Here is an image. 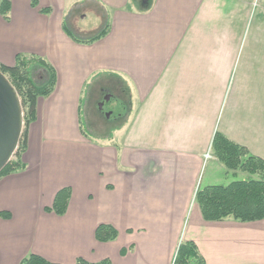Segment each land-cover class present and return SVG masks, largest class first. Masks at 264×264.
Listing matches in <instances>:
<instances>
[{
	"label": "crops",
	"instance_id": "0c3cea01",
	"mask_svg": "<svg viewBox=\"0 0 264 264\" xmlns=\"http://www.w3.org/2000/svg\"><path fill=\"white\" fill-rule=\"evenodd\" d=\"M8 1L0 64L39 57L56 83L36 101L22 169L0 178L9 215L0 217V264L30 254L51 264H173L183 242L205 264H264V219L206 222L195 203L199 189L221 185L217 176L241 174L213 157L216 134L264 161V0ZM84 3L108 27L91 43L73 40L66 22ZM111 80L130 111L106 138L90 137L82 98L95 83L111 95ZM64 188L65 214L46 212ZM100 225L117 238L96 241Z\"/></svg>",
	"mask_w": 264,
	"mask_h": 264
},
{
	"label": "trees",
	"instance_id": "16d2710c",
	"mask_svg": "<svg viewBox=\"0 0 264 264\" xmlns=\"http://www.w3.org/2000/svg\"><path fill=\"white\" fill-rule=\"evenodd\" d=\"M32 7H36L34 1ZM10 4L8 0L0 1V16L8 19ZM48 13V9L40 10ZM107 26L95 36L84 40L91 43L106 35ZM73 40L81 42L73 37ZM0 73L7 77L14 88L22 108L24 128L12 159L0 172V178L11 175L22 169L20 156L27 147L28 127L35 120L36 101L40 97H47L54 89L56 74L54 69L43 59L35 56H16L12 67L0 64ZM120 116L112 114L111 121L121 119L125 121L128 112L122 103ZM211 151L227 171L238 172L246 176L245 180L232 181L227 185L209 186L199 189L195 195L201 217L206 222H221L233 220L240 223L258 222L264 219V161L250 155L248 151L236 145L220 134H216L212 141ZM70 199L69 188L59 190L50 208L44 210L56 216H63ZM0 217L9 218L7 213H0ZM94 237L100 243L112 242L117 238V232L111 226L100 225L95 229ZM20 264H51L43 258L30 254ZM75 264H111L108 260L99 263H88L77 259ZM173 264H205L196 246L192 242L179 245Z\"/></svg>",
	"mask_w": 264,
	"mask_h": 264
},
{
	"label": "rangeland",
	"instance_id": "374dc122",
	"mask_svg": "<svg viewBox=\"0 0 264 264\" xmlns=\"http://www.w3.org/2000/svg\"><path fill=\"white\" fill-rule=\"evenodd\" d=\"M67 26L73 37L78 39L90 38L98 34L104 26H106V17L102 11L94 5L84 3L68 13ZM7 78V77H6ZM99 83L93 84L87 90L80 104V125L90 137L106 138L112 130L121 126L124 122L121 119L119 122L111 121L109 111L112 104L115 102L122 103L125 111H130L131 99L127 92L123 91L121 84L116 80H111L110 88L111 103H103L104 95L99 92ZM24 128V120H23ZM212 168L208 167L206 172ZM215 184L226 185L232 181L245 180L246 176L238 174L237 176L221 175L217 176Z\"/></svg>",
	"mask_w": 264,
	"mask_h": 264
},
{
	"label": "water",
	"instance_id": "95a60500",
	"mask_svg": "<svg viewBox=\"0 0 264 264\" xmlns=\"http://www.w3.org/2000/svg\"><path fill=\"white\" fill-rule=\"evenodd\" d=\"M112 100L106 95L103 103ZM23 130L20 100L14 88L0 73V172L12 159Z\"/></svg>",
	"mask_w": 264,
	"mask_h": 264
},
{
	"label": "flooded vegetation",
	"instance_id": "af4514ba",
	"mask_svg": "<svg viewBox=\"0 0 264 264\" xmlns=\"http://www.w3.org/2000/svg\"><path fill=\"white\" fill-rule=\"evenodd\" d=\"M106 96V95H105ZM108 103V102H107ZM109 103H111V101H109ZM122 107V105H118L116 102L114 104H112L111 109L109 111V115L111 116L112 114H116L119 118L121 112H120V108ZM114 122H116V119L113 120Z\"/></svg>",
	"mask_w": 264,
	"mask_h": 264
},
{
	"label": "built area",
	"instance_id": "2783aa9c",
	"mask_svg": "<svg viewBox=\"0 0 264 264\" xmlns=\"http://www.w3.org/2000/svg\"><path fill=\"white\" fill-rule=\"evenodd\" d=\"M211 158H212V157H211V153H210V152L206 153L205 156H204V160H205V161H208V160L211 159Z\"/></svg>",
	"mask_w": 264,
	"mask_h": 264
}]
</instances>
